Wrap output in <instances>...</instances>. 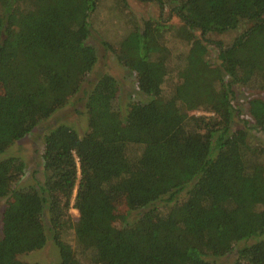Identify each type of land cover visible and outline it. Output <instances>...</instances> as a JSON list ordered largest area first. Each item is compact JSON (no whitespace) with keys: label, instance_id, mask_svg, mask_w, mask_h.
Segmentation results:
<instances>
[{"label":"trees","instance_id":"obj_1","mask_svg":"<svg viewBox=\"0 0 264 264\" xmlns=\"http://www.w3.org/2000/svg\"><path fill=\"white\" fill-rule=\"evenodd\" d=\"M136 1L179 22L147 20L103 43L140 99L122 107L116 80L100 74L84 98L86 130L40 137L33 186L14 187L21 159H0V264H36L17 257L47 240L54 264H264V0ZM113 6L121 13L125 0ZM98 7L0 0V154L80 90L96 63L87 41ZM170 30L188 48L168 84ZM237 86L255 95L243 112Z\"/></svg>","mask_w":264,"mask_h":264},{"label":"rangeland","instance_id":"obj_2","mask_svg":"<svg viewBox=\"0 0 264 264\" xmlns=\"http://www.w3.org/2000/svg\"><path fill=\"white\" fill-rule=\"evenodd\" d=\"M98 1L99 7L89 18L91 34L87 41L95 49L96 63L81 83L80 90L68 100L65 106L54 112L48 119L41 122L37 129L20 141L15 142L11 147L0 154V159L17 157L25 164L24 174L14 186L15 188L33 186L35 184V179L40 178L38 173H35V175L33 173L34 176H32L31 173L38 170L39 154L41 150L40 137L45 134L47 130L56 125L68 126L78 134H82L86 130V116L84 114L83 103L96 76L108 74L116 80L119 86L118 101L122 107H124L126 103L138 101L140 99V96L136 92L134 73L118 65L114 56L104 49L103 43L115 46V43L131 29L132 25L141 30L142 23L147 20H157L170 27H176L179 23L174 17L165 21L168 13L167 9H164L163 13H160L154 3L125 0V8H121L122 12L118 13L113 6L115 0ZM172 31L170 30L164 34V47L167 50L166 65L167 77L169 79L168 84L176 83V79H173V72L180 66V56L188 48L187 43L175 37ZM195 35H197V33H195ZM215 38L217 37L213 36L211 39L216 40ZM221 39L228 41L230 37L222 35ZM207 53L212 61H214L213 57L215 52L212 45H207ZM164 89L165 94H167L168 90L166 89V84ZM233 92L234 97L232 104L243 112L247 100L254 98L255 95L246 88L239 86L233 87ZM196 114L205 115L199 112ZM250 139L253 144H258L261 141L260 136L254 134L252 131H250ZM179 200H181V198H179ZM3 202L4 199H0V212ZM168 205L167 203H160L158 207L166 209ZM69 213L72 218H75L76 213L74 210L70 209ZM113 226L118 228L120 225L116 223ZM64 239L68 243L72 242V234L70 231L64 236ZM17 259L26 263L54 264L58 260V253L53 243L47 240L41 249L20 255ZM229 261L228 258H222L216 260L214 264H228Z\"/></svg>","mask_w":264,"mask_h":264}]
</instances>
